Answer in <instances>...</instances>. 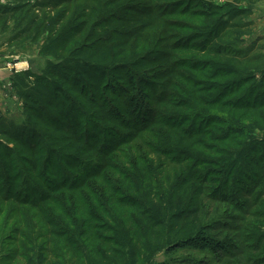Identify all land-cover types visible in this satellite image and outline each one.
<instances>
[{"label": "rangeland", "instance_id": "374dc122", "mask_svg": "<svg viewBox=\"0 0 264 264\" xmlns=\"http://www.w3.org/2000/svg\"><path fill=\"white\" fill-rule=\"evenodd\" d=\"M260 47L264 0H0V264H264Z\"/></svg>", "mask_w": 264, "mask_h": 264}, {"label": "trees", "instance_id": "16d2710c", "mask_svg": "<svg viewBox=\"0 0 264 264\" xmlns=\"http://www.w3.org/2000/svg\"><path fill=\"white\" fill-rule=\"evenodd\" d=\"M11 10H13V9H11ZM5 13H7V12H5ZM241 14H242V12H241ZM182 16L186 18L187 14H184ZM237 33H238V35H240L239 32H237ZM241 37H242V35H241ZM232 39H233V41L236 40L235 37H232ZM210 41H214L217 44H211L210 46H207L208 44L206 42L204 47L202 48V51H200V50L199 51H194L193 53L200 54L199 56H202V53H208L209 55H212V56H225L226 54H228L232 50L236 54H242L241 56H237V58L240 59V61H242V62H247L248 61V57L249 56L247 54H243L241 52V50L235 49L234 42H233V44H229V46L231 45L230 48L228 46H225V45H220V44H218L219 41H222V38H221L220 35H216L215 39L214 40H210ZM192 45H194V44H192ZM196 45H198V44H196ZM233 46H234V49L232 48ZM261 49H264V47H260L259 49H256L255 52H259V51L262 52ZM95 53H93V52H85V50H83V49H77V50H75L72 53V56L75 59H78V60H87V59H89L87 61V62H89V61L97 59L95 57L99 56V55H98V52H95ZM262 55H264V54H262ZM262 55L254 56L255 61H257V62L263 61L264 60V56H262ZM94 69H96V72L93 74V70ZM81 70L83 71V76L87 77L89 79L92 78L91 80H93L95 77H97L98 74L101 72L98 68L89 67V69H87V66L85 68L84 67L81 68ZM99 78L100 79H104V75L101 74L99 76ZM130 79H131L130 89L133 88L134 91H132V92L137 94V96H132L130 98V105H131L130 107L134 108V109H137V111H140L139 112V118L148 117L147 115L149 113V110H147V103L144 102V99L146 100L148 98H147L146 94H144V90H142L143 84L144 85H146V84H145V82H142L141 85H136L135 81L133 80V78H130ZM110 85H113V83L109 84L108 90H110L111 92H115V90L112 89L110 87ZM137 87H139V88H137ZM42 91L44 92V97H45L44 101L39 102V103L38 102H34L30 97L25 96L26 105L29 106L30 108H33V110L38 111V114H39L38 116L40 118H42V117L45 118L43 116V114H42V112H44L45 109H47V111L49 113L51 112V114L55 115V113H56L55 107H56L57 101L53 100L54 97H53L52 92L49 90V88H47L45 86L42 89ZM56 95H58V94H56ZM30 103H34L36 106H33ZM36 103H38V104H36ZM36 107H38V108H36ZM238 107H240V106L238 105ZM238 109H240V108H238ZM52 112H55V113H52ZM46 119L47 118H45L44 121ZM46 127L53 128L56 132H59V133H61V132H66L67 133V131H68L67 129H65L63 127H60V128H58L57 126L53 127V125H51V124H47ZM6 133H7L8 136H11L8 131ZM85 175L87 176L88 173L86 172ZM92 179H97V177L93 176ZM85 184H86V182H85ZM85 184H83V186H81V187H77L75 185L74 187H72V191H77L79 188L80 189L84 188ZM122 184H123V182H122ZM46 201H48V200L47 199L43 200V202H46ZM24 204H26V205H30L31 204V206H33V204L28 202V201H25ZM38 207L39 206H37L36 208H38ZM13 211H18V213H19V217H18V220H17V224L18 225H21V223L28 218V215H27V213H26V211L24 210L23 207L22 208H14ZM173 221H174V223L172 222V226L173 225L174 226H178V229H177L178 231H179L180 228L182 229V230H180L181 232H187L188 231V221L184 222L182 216L176 217V215H175ZM181 222H184V223H181ZM199 231H200L199 233L191 232V234H193L194 236H190V239L187 241L188 242L187 243L188 246L192 247L193 249H200V250H204V251H209V250L221 251L222 250V247L220 245H218L216 242H214L213 239L208 238L209 236H207V233H203L204 230L201 231V229H200ZM95 239L98 242L100 237L97 238V236H96ZM28 243L29 242H27V244ZM29 245H31V244L29 243ZM22 250L25 251L26 247H22ZM157 264H177V263H173V262L171 263L169 261H166V262H161V263H157Z\"/></svg>", "mask_w": 264, "mask_h": 264}]
</instances>
